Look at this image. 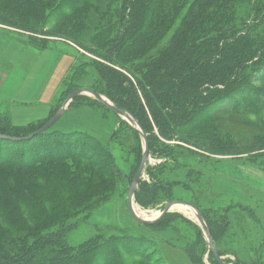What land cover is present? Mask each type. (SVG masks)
I'll list each match as a JSON object with an SVG mask.
<instances>
[{
	"label": "rangeland",
	"instance_id": "1",
	"mask_svg": "<svg viewBox=\"0 0 264 264\" xmlns=\"http://www.w3.org/2000/svg\"><path fill=\"white\" fill-rule=\"evenodd\" d=\"M258 1L264 4L251 0L243 18L249 33L264 35ZM126 14L122 0H0V133L28 135L68 100L46 131L22 142L0 139L5 260L47 241L33 264H218L196 215L171 208L151 224L132 217L128 193L144 151L141 133L90 93L70 98L90 88L124 107L125 67L138 60L108 51L124 35ZM250 86L246 97L264 99L263 82ZM241 99L190 107V125L148 114L149 154L132 206L151 221L167 203L190 201L226 264H264V106ZM129 108L139 124L140 110Z\"/></svg>",
	"mask_w": 264,
	"mask_h": 264
},
{
	"label": "trees",
	"instance_id": "2",
	"mask_svg": "<svg viewBox=\"0 0 264 264\" xmlns=\"http://www.w3.org/2000/svg\"><path fill=\"white\" fill-rule=\"evenodd\" d=\"M122 1L127 9L124 35L117 38L108 53L138 60L136 66L125 67L131 77H125L128 99L125 108L118 107L127 110L133 105L140 110V116H134L142 128L148 114L156 122L168 124L166 121L172 119L176 125H190L195 122L190 107L199 103L237 104L234 99L240 97L264 106V99L245 95L254 90L252 82L264 83V35L249 33L248 19L243 18L251 8V0ZM258 3L262 12L264 4ZM77 8L74 5L72 11ZM239 8L243 12L238 16ZM165 107L176 112L160 115ZM47 244L30 246L24 258L10 261L0 257V264H17L23 259L33 264L31 258ZM143 262L139 259L134 264ZM67 263L58 259L47 262ZM115 263L121 264L117 260Z\"/></svg>",
	"mask_w": 264,
	"mask_h": 264
},
{
	"label": "water",
	"instance_id": "3",
	"mask_svg": "<svg viewBox=\"0 0 264 264\" xmlns=\"http://www.w3.org/2000/svg\"><path fill=\"white\" fill-rule=\"evenodd\" d=\"M84 92L92 94L101 104H103L104 106H106L109 109L113 110L114 112H116L118 114H123V115L129 116L132 119V121L135 123V125L137 126L136 129L141 133V135H142V137L144 139L143 155L141 157V161L139 163L138 169H137V171H136V173H135V175H134V177H133V179L131 181L130 188H129V193H128V209H129L130 214L132 215V217L136 221H138L140 223L151 224V223L156 222L157 220L162 218L167 212H169L173 205L182 204V205L190 206V207L194 208V210L196 211L197 220L200 223V225L202 226V229L204 230V233H205V235L207 237L210 249H211V251H212L217 263L218 264H226L222 260L220 255L217 253V251L215 250L214 245H213V241H212V238H211V234H210V231H209V228L206 225V222L204 221L202 215L200 214V211L198 210V208L196 207V205L194 203H192L190 201H187V200L171 201V202L167 203L164 206V208L161 210L160 215L156 219L151 220V221L141 219L140 217H138L136 215V213L134 212L133 206H132V194H133V192H134V190L136 188L137 183L139 182V180H140V178L142 176V171L144 169L145 162H146V160L148 158V154H149V141H148L147 133L144 131V129L141 126H139V124L137 122H135V120L127 112V110L122 109V108H120L118 106H115L111 102L105 100L98 92L94 91L93 89H90V88L77 89L76 91H74L70 95V98L74 97V96H76V95H78L80 93H84ZM67 101L68 100H66L62 104V106L59 108V110L55 113V115L51 119H49L44 125H42L38 129H36L32 133H30L28 135H25V136H19V137L4 135V134L0 133V138L11 140V141H27V140L32 139L34 136H36V135L46 131L47 129H49L60 118L61 114L63 113V111L65 109Z\"/></svg>",
	"mask_w": 264,
	"mask_h": 264
},
{
	"label": "bare ground",
	"instance_id": "4",
	"mask_svg": "<svg viewBox=\"0 0 264 264\" xmlns=\"http://www.w3.org/2000/svg\"><path fill=\"white\" fill-rule=\"evenodd\" d=\"M125 117L128 119V120H130V121H132V119L129 117V116H127V115H125ZM189 207V206H188ZM186 205H182V204H176V205H173L172 206V208L173 209H177V210H180V211H182V212H185V213H187L188 215H190V216H194V215H196L195 214V212L193 211V210H190V211H188L189 210V208H188ZM133 209H134V212L136 213V215L138 216V217H141V218H145V219H148V218H150V217H148L147 215H146V213H144V212H138L136 209H135V207L133 206ZM191 209V208H190ZM155 213V212H154ZM159 214V212H157L155 215H153V216H157Z\"/></svg>",
	"mask_w": 264,
	"mask_h": 264
}]
</instances>
